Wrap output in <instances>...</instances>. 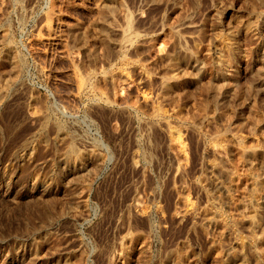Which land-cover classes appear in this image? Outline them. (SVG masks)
<instances>
[{
    "label": "rangeland",
    "instance_id": "374dc122",
    "mask_svg": "<svg viewBox=\"0 0 264 264\" xmlns=\"http://www.w3.org/2000/svg\"><path fill=\"white\" fill-rule=\"evenodd\" d=\"M0 264H264V0H0Z\"/></svg>",
    "mask_w": 264,
    "mask_h": 264
},
{
    "label": "bare ground",
    "instance_id": "6f19581e",
    "mask_svg": "<svg viewBox=\"0 0 264 264\" xmlns=\"http://www.w3.org/2000/svg\"><path fill=\"white\" fill-rule=\"evenodd\" d=\"M11 49H12V48H11ZM80 81H82V80H80ZM254 154H255V153H254ZM254 209H255V208H254ZM254 209H253V210H254ZM255 214H256V213H255ZM261 214H262V213H261ZM252 215H253V214H252ZM256 215H257V214H256ZM244 242H245V241H244ZM251 243H252V242H251ZM245 248H246V247H245ZM242 259H243V258H242Z\"/></svg>",
    "mask_w": 264,
    "mask_h": 264
}]
</instances>
